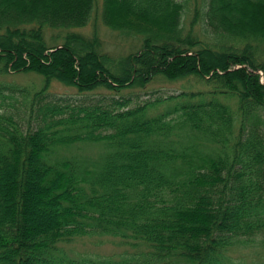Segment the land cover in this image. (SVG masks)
Listing matches in <instances>:
<instances>
[{"label": "trees", "instance_id": "trees-1", "mask_svg": "<svg viewBox=\"0 0 264 264\" xmlns=\"http://www.w3.org/2000/svg\"><path fill=\"white\" fill-rule=\"evenodd\" d=\"M98 2L0 0V72L44 77L27 127L0 103V264H239L233 248H264V0H209L211 41L185 32L181 0H102V22L142 40L119 57L75 29ZM189 78L208 88L117 108L44 100L54 80L118 92ZM82 141L104 150L71 151ZM99 234L129 246L66 252Z\"/></svg>", "mask_w": 264, "mask_h": 264}, {"label": "rangeland", "instance_id": "rangeland-1", "mask_svg": "<svg viewBox=\"0 0 264 264\" xmlns=\"http://www.w3.org/2000/svg\"><path fill=\"white\" fill-rule=\"evenodd\" d=\"M184 3L183 25L185 32L192 33L204 41H211L214 37L211 29L207 28L205 20V11L208 8L209 0H181ZM199 10L200 12H196ZM102 0H99L93 13L91 21L83 27L75 28L86 35L92 36L97 32L101 39L102 49L115 57L127 55L137 51L142 46V40L129 37L120 31L112 30L107 27L101 19ZM198 14V19L193 25V20ZM206 29L208 32H206ZM60 31H47L49 42L52 43V37ZM66 31H63L65 34ZM62 34V33H61ZM63 38L55 41L62 43ZM264 57V46H261ZM261 80L264 81V71L258 70ZM44 77L34 71H10L8 73L0 72V95L1 110L14 113L15 116L27 127L30 118V108L24 105L26 96L32 98L33 94L43 85ZM208 85L195 78H189L178 82H169L164 79L156 80L148 85L147 88H126L121 91H111L108 89H98L95 91L80 92L74 86H67L60 81L54 80L50 89L47 91L45 101L51 100L61 104H84L99 105L104 108H117L114 103L119 98H131L132 106L144 103L149 98H155L160 95H166L173 92H179L183 89L197 90L206 89ZM13 94V97L8 96ZM43 101V102H45ZM161 107L158 111H163ZM157 111V110H156ZM26 116V118L24 117ZM82 141L78 144L81 148H71V151L85 153L93 158L103 152V146L95 145ZM66 151V150H65ZM129 246V245H128ZM123 244L120 237L108 234L83 235L77 237L74 241L65 244L66 252L76 258L80 257H119L128 247ZM232 259L239 264H264V248L256 245L248 247H235L230 252Z\"/></svg>", "mask_w": 264, "mask_h": 264}]
</instances>
